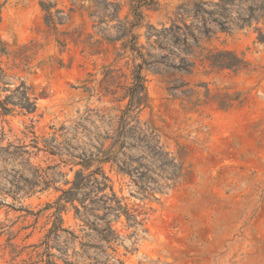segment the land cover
<instances>
[{
    "label": "rangeland",
    "instance_id": "374dc122",
    "mask_svg": "<svg viewBox=\"0 0 264 264\" xmlns=\"http://www.w3.org/2000/svg\"><path fill=\"white\" fill-rule=\"evenodd\" d=\"M41 1L51 3L62 21L48 26ZM147 1L141 6L143 24L166 22L182 2ZM137 2L0 0V101L7 100L10 109L5 114L0 109V148L25 145L32 167L59 164L49 171L55 182L48 189L18 190L15 184L23 183L19 176L31 178L32 170L21 157L0 150V264H264V42L257 41L253 28L218 32L202 42L191 57L190 73L145 71L149 104L140 119L155 130L167 151L181 155L184 169L174 186L143 198L128 176L105 166L114 191L138 214L140 225L109 214L118 238L106 243L83 225L78 200L62 201L61 220L56 218L55 201L69 187L64 181L80 168L74 165L79 159L61 162L70 158L67 152L60 157L37 151L33 140L42 147L43 139L56 131L57 141L65 139L78 155L86 109L125 105L126 100L111 101L99 83L120 42L102 38L97 22L102 17L101 27L113 32L114 4L118 19L131 20ZM144 31L145 26L135 29ZM220 50L242 58L246 68L238 73L212 69L206 56ZM125 60L112 68L128 74ZM173 78L187 82L193 91L189 100L170 96L167 80ZM25 87L35 105L32 112L20 106L19 92ZM206 89L210 96L238 95V100L221 109L214 100L206 102ZM61 126L66 128L63 137ZM89 219L95 220L92 215ZM54 224L60 228L48 233ZM47 233L48 248L43 243ZM85 234L89 236L81 238ZM81 242L102 248L83 250Z\"/></svg>",
    "mask_w": 264,
    "mask_h": 264
},
{
    "label": "trees",
    "instance_id": "16d2710c",
    "mask_svg": "<svg viewBox=\"0 0 264 264\" xmlns=\"http://www.w3.org/2000/svg\"><path fill=\"white\" fill-rule=\"evenodd\" d=\"M147 2L138 0L137 5L131 8V20L118 19L119 7L114 4L113 17L117 19V23L113 26V32L107 27H101L104 22L102 17L97 22L102 38L114 43L120 42L113 62L104 67L99 83H104L103 89L105 94L111 95V101L126 100L125 105L118 108L86 109L85 114L81 116V152L78 155L69 150L68 141H57L56 131L50 138L43 139L42 147L37 146V139L33 140V147L37 151L42 150L60 157L64 154L63 151L67 152L70 158H63L61 162L79 159L74 165H79L80 168L75 171L72 180L64 181L69 187L61 190V195L55 201L56 218L61 220L59 212L64 207L62 201L72 202L76 199L81 204V220L85 228L95 230L99 240L106 243L118 238L111 227V221L107 219L109 214L115 217L123 215L131 226L140 225L142 221L138 214L130 212L122 198L117 196L112 180L105 170L106 165L117 174L128 176L143 198L153 197L155 192L174 186L184 169L181 155L177 157L167 151L155 130L140 119L141 110L149 104L145 71L160 75L170 72L190 73L194 67L191 60L194 50L199 48L202 42L210 41L218 32L232 33L235 30L253 28L257 41L264 42V0H182L171 14L167 15L166 22L143 24L145 16L141 6L148 4ZM40 6L45 12L44 19L48 26L53 25L55 20L62 21L63 17H55L59 11L52 12L51 3L41 1ZM259 23H262V26H259ZM142 26H145L142 34L135 32V29ZM142 35L145 38L144 43H140ZM0 52H4L3 47H0ZM124 58L125 65L129 68L128 74L120 72L121 68H112L113 63ZM206 58L209 66L217 70L229 69L238 73L247 66L242 58L230 51L211 52ZM1 72L0 68V79ZM121 77L128 79V83H123ZM167 83L166 90L173 99H190L193 91L186 88L187 82L173 78L167 80ZM119 89L123 92L117 96ZM85 90L91 91L87 88ZM19 94L21 108L27 112L34 111L35 105L30 101L26 87ZM203 96L206 102L216 101L221 109L232 107L238 100V95L210 96L207 89ZM6 103L7 100L0 101L2 114L10 111ZM65 129L64 126L59 128L61 137ZM11 147L13 150H10ZM0 150L11 156L21 157L32 170L31 178L19 176V182L22 180L23 183H16V189L33 191L39 187V191H43L54 184L55 178L49 171L59 164L45 168L32 167L29 161L30 152L25 145L14 146L9 143ZM24 154L27 155L26 158L23 157ZM97 211H102V214ZM75 213H80L77 207ZM89 215L95 220H100L101 225L97 226L95 220L89 219ZM59 228V225L54 224L48 233H55ZM48 233L43 242L46 248L49 247ZM85 236L89 235H82L81 238ZM81 247L83 250L88 247L101 249L102 245L81 242Z\"/></svg>",
    "mask_w": 264,
    "mask_h": 264
}]
</instances>
